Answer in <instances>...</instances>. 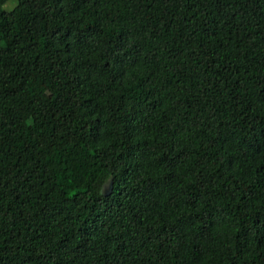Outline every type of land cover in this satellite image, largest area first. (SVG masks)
<instances>
[{
    "label": "trees",
    "instance_id": "obj_1",
    "mask_svg": "<svg viewBox=\"0 0 264 264\" xmlns=\"http://www.w3.org/2000/svg\"><path fill=\"white\" fill-rule=\"evenodd\" d=\"M7 1L0 264H264V0Z\"/></svg>",
    "mask_w": 264,
    "mask_h": 264
},
{
    "label": "rangeland",
    "instance_id": "obj_2",
    "mask_svg": "<svg viewBox=\"0 0 264 264\" xmlns=\"http://www.w3.org/2000/svg\"><path fill=\"white\" fill-rule=\"evenodd\" d=\"M15 4V0H9V1H7L4 5H3V7L5 8V9H10V8H12V6ZM106 190H107V187H104L103 189H102V191L103 192H106Z\"/></svg>",
    "mask_w": 264,
    "mask_h": 264
}]
</instances>
